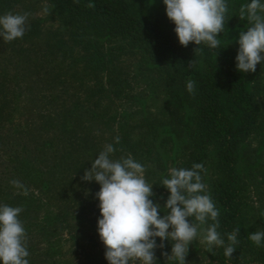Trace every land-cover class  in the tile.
<instances>
[{
	"label": "rangeland",
	"instance_id": "rangeland-1",
	"mask_svg": "<svg viewBox=\"0 0 264 264\" xmlns=\"http://www.w3.org/2000/svg\"><path fill=\"white\" fill-rule=\"evenodd\" d=\"M127 1L137 16L155 22L181 44L194 70L205 72L204 52L188 27V7L180 0ZM192 4L193 18L217 31L224 52L261 108L257 129L233 157L242 181L240 208L251 228L249 245L235 253L234 261L264 264V0ZM12 12V21L11 15L7 21L0 15L1 31L17 36L11 22L20 29L33 23L39 33L17 44L19 50L27 48L22 56L0 48V81L7 76L8 91H15L1 116L0 264H221L222 241L211 225L215 146L207 150L198 196L183 218L160 200L157 179L167 178L184 160L186 127L193 115L188 105L168 98V81L142 46L130 38L76 33L45 0L21 1ZM58 38L71 49L64 58L47 48ZM0 46L5 48L1 40ZM28 55L30 64L25 63ZM27 100L35 102L29 115ZM222 104L229 109L225 98ZM58 112L68 113L66 119L59 122ZM230 113L233 123L237 114ZM23 116L29 122L18 129ZM9 118L17 123L11 125ZM74 125L80 127L72 134ZM41 132L53 134L49 145H41ZM86 135L92 145L88 158H61L77 136ZM128 141L138 144L136 156L126 149ZM118 149L127 151L117 154ZM108 151L112 160L100 188L92 163ZM70 162L77 170L68 172Z\"/></svg>",
	"mask_w": 264,
	"mask_h": 264
},
{
	"label": "trees",
	"instance_id": "trees-1",
	"mask_svg": "<svg viewBox=\"0 0 264 264\" xmlns=\"http://www.w3.org/2000/svg\"><path fill=\"white\" fill-rule=\"evenodd\" d=\"M21 1L24 0H0V15H4V20L16 19L12 15V11ZM45 1L62 22L76 30V33L93 31L99 36L130 38L138 42L159 73L164 74L168 81L166 89L168 98L180 105L186 104L192 109L193 117L186 127L188 145L185 158L176 165L167 178L157 179L159 189L163 193L160 200L170 213L180 218L185 216V211L190 206V202L196 200L198 196V180L202 174V163L207 150L214 145L217 162L212 190L213 216L211 225L222 241L218 253L221 264H235V253L249 245L248 236L251 228L245 222L247 219L245 216L243 217L240 208L242 181L233 162V157L242 140L257 129V123L262 112L260 106L245 88V76L237 69L233 59L224 52L217 31L211 26H203L193 18L195 5L192 4V0H180L182 5L189 9L185 12L188 27L194 40L204 52L205 72L201 73L191 67L188 57L182 52L180 43L165 33L155 22L137 16L127 0ZM9 11L10 13L7 14ZM10 15L11 17L8 19ZM32 25L20 29L13 28L11 22L13 31L17 33L16 36L13 35L14 33L6 34L5 31H1L3 26L0 22V40L5 47L0 46V48L9 50V54L22 56L27 48L22 49V46H19L21 48L19 50L18 47L16 48L17 44L29 42L32 34L35 37L39 33L37 25ZM57 40L53 44L47 43V48L55 57L64 58L67 51H71V49L64 46L62 39L58 38ZM25 58V63L29 62L30 64L29 55L28 59ZM22 75L23 80L28 78L27 73L24 72ZM3 80L0 81V90H3L4 87L6 91H0V130L3 118L1 116L5 115L4 113L10 106L15 92L12 89L8 91L10 84L8 77L4 76ZM15 81L18 82L16 76ZM24 89L25 92L28 91L27 85ZM96 92L100 94L102 91ZM94 94L96 93L94 92ZM94 94L88 95L87 101ZM37 96L39 97V93ZM223 98L229 102V109L222 104ZM95 103L98 104L97 101ZM34 104L33 100H27L26 110L24 109L27 115H29L28 112L32 113ZM55 106L48 113L49 120L55 115V110H57ZM77 111L78 109L75 112L77 113ZM231 111L237 114V120L233 123L230 117ZM67 115L58 112V121L61 122V119H66ZM8 122L11 125L19 122L18 129H20L23 124L29 122V119L27 116H23L17 122H13L10 118ZM39 127L41 129L44 125L40 124ZM76 127L79 128L80 125L71 126L72 134H74ZM23 135L24 133H20V139ZM40 138L43 140L41 145L46 146L53 140V134L48 133L45 136L41 132ZM113 144L116 145V142ZM137 145L128 141L126 149L133 156H136ZM69 147V152L66 155L62 154L61 158L81 156L88 158L91 155L89 150H91L92 145L89 135L77 136L75 141L69 144ZM53 151L56 152L54 149ZM126 151L118 149L115 153L124 154L122 152ZM33 153L30 151V154ZM109 153L110 151L101 152L96 157L95 163H92V174L100 177V183L97 184L100 188L103 187V181L107 182L108 162L112 160L108 156ZM58 156L60 157V155ZM76 160L79 162L78 158ZM86 162L79 163L85 166ZM69 165L71 162L68 163V172L77 170L75 164L72 167ZM113 166H116L115 162H113ZM58 181L62 183V180ZM45 186L47 185L45 184Z\"/></svg>",
	"mask_w": 264,
	"mask_h": 264
}]
</instances>
